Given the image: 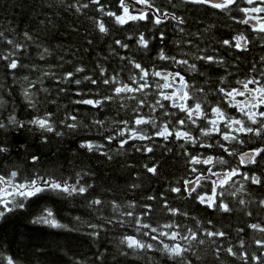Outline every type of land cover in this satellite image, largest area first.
Returning a JSON list of instances; mask_svg holds the SVG:
<instances>
[{
  "label": "trees",
  "instance_id": "obj_1",
  "mask_svg": "<svg viewBox=\"0 0 264 264\" xmlns=\"http://www.w3.org/2000/svg\"><path fill=\"white\" fill-rule=\"evenodd\" d=\"M129 2L133 3V0ZM150 2L154 6L152 9L134 3L129 9L132 15H139L138 10L143 8L147 19L120 25L114 17L105 15L106 12L123 14L119 0H100L103 12L99 10L100 5L90 0H0V32H3V37H0V121L6 125L0 129V144L8 148L7 153H0V175L17 171V179H20L39 173L67 179L68 183L74 184L79 174L80 185L88 188L84 194L70 196L56 191L40 193L28 199L22 208L0 217V253L11 257L15 264H177L158 250L162 244L150 238L155 233L144 236L143 232L148 229L137 231L135 220L144 212V204L152 205L153 211L145 219L154 226L174 220L195 228L199 220L203 228L228 233L227 239L217 240L215 244L206 236L201 237L206 243L197 246L201 256L198 260L192 257L193 264H244L241 259L223 251L216 259L213 250L217 244H223L225 248L232 244L236 251H246L249 256L259 255L262 251L253 241L264 238V233L254 231L248 225L258 223L264 227V208L259 205V201L264 199V184H252L240 175L234 177L239 183L229 188V193L239 188L241 183L244 191L237 192L235 196L226 193L223 197L233 208L230 213L206 208L183 192L184 179H194L195 175L203 173L209 179L201 181L202 187H198L197 192L210 194L211 181L217 177L211 176L208 169L223 172L236 167L239 160L238 156H230L216 145L217 135L201 137L199 129L191 124L187 126L191 134L213 147L185 143L174 137L164 140L154 135L156 129L151 126V121L154 120L161 128L171 122L169 127L175 130L180 127L176 121L184 118L178 109L168 106L170 102L164 101L161 91L155 88L156 83L165 81L149 76L152 88L122 94L100 107L74 103L76 100H96L111 95L112 89L119 85L103 84L102 81L108 77L117 76L120 82L132 86L129 76L137 70L129 59L150 72L181 73L193 86L191 94L204 100L206 105L221 102V96L216 91L219 87H239L236 80L259 76L264 67L261 61L264 57V33L237 22L246 18L238 9L250 7L243 0H237L236 5L224 10L213 8L210 4L183 3V0ZM83 4H88V7L81 8ZM77 8L80 10L77 11ZM156 9L160 10V14H175L184 23L167 18L156 25L152 22L157 15ZM99 23L105 25L106 33L99 31ZM181 28L183 32L179 31ZM141 34L149 42L147 48L137 43ZM239 35L246 38L247 50L223 44L224 40H229L234 45L233 38ZM117 40L128 47H120L115 43ZM161 49L168 56L196 64L197 71L191 72L186 65L159 59ZM201 55L212 56L223 63L194 58ZM10 60L17 62V68L8 67ZM253 66L255 72L251 71ZM77 68H83V71L77 72ZM101 68L106 70L103 76ZM68 73L73 74L71 78L67 77ZM86 76L97 83L85 80ZM221 79H225L224 84L220 83ZM75 80L81 83L76 84ZM175 86H179V81L175 82ZM198 88L204 91L199 92ZM133 95L137 99L129 98ZM157 99H161L164 108L158 105L152 107ZM139 100H145V104L138 108ZM121 103L126 107L121 108ZM223 106L230 115H239ZM137 109L140 116L150 120L139 127L152 139H129L121 148L120 140L126 139L127 133L124 137L117 136L118 130L125 128L120 121H131ZM165 112H175L176 115H164ZM46 114H51L53 132H45L27 123ZM10 116L22 122L23 127L11 123ZM70 116H75L76 120L67 119ZM95 121H103V124ZM197 123L202 124L203 121ZM67 124H76L77 127L69 128ZM56 132L62 135L58 136ZM113 136L117 138L107 139ZM241 139L244 144L224 143L238 153L264 147V137L241 136ZM85 142L102 147L89 151L81 147ZM182 144L184 147H181ZM143 145L151 146L153 151L146 152ZM137 148L141 150L137 151ZM189 155L201 159L207 156H212L214 160L223 158L228 163L190 165ZM32 156L39 157L35 164L31 162ZM257 160L258 164L243 165L239 170L250 176L257 175L264 182V160L260 157ZM145 165L155 166L157 174L149 173ZM191 167H197L198 173H192ZM177 186L181 187V193L170 191ZM195 195L193 193V197ZM148 196L156 199L147 200ZM95 199L101 203L92 204ZM239 199H244L246 204L240 205ZM165 201L171 207L187 212L189 218L169 215L164 208ZM130 204L136 207L129 208ZM49 209L65 227L52 228L33 222ZM128 211H133L134 216L126 215ZM248 212L252 215H247ZM208 221L212 222L211 225ZM241 228L244 232L238 233L237 229ZM125 236H132L154 247L134 251L126 243H121ZM241 238L245 241L243 250L239 247ZM160 239L170 245L173 243L163 237ZM0 264H7V260L0 261Z\"/></svg>",
  "mask_w": 264,
  "mask_h": 264
},
{
  "label": "snow or ice",
  "instance_id": "obj_2",
  "mask_svg": "<svg viewBox=\"0 0 264 264\" xmlns=\"http://www.w3.org/2000/svg\"><path fill=\"white\" fill-rule=\"evenodd\" d=\"M91 3L100 5V0H90ZM171 2V0H169ZM244 3L250 7L244 8L240 7L238 10L244 13L246 18L240 19L238 23L249 25L253 28L254 31L259 33H264V0H243ZM134 4L144 5L148 9H152L154 6L150 0H133ZM133 3H130L129 0H119V4L122 8L123 14L116 15L114 12H106L105 15L115 18V22L120 25H124L128 21L136 20H145L147 15L145 14L143 8L139 9V15H132L129 11L133 7ZM183 3L191 4H210L211 7L217 9H230L231 6L237 4V0H183ZM81 8H87L88 4H83ZM80 8H77L79 11ZM100 11H104L103 6L100 5ZM157 15L153 18L152 22L156 25H159L163 22L164 19L171 18L172 20L177 21V23H184L181 17L176 16L175 14L164 12L160 14V10L156 9ZM256 14V15H251ZM250 21H255L254 24H250ZM99 31L101 33H106L107 29L103 23L98 25ZM179 31L183 32L181 28ZM25 36L28 39H31L27 33ZM0 37H3V32H0ZM160 38L163 40V33H161ZM235 44L233 45L229 40H224L223 44L229 47H235L241 50H247V40L244 36L239 35L233 38ZM243 41V43H241ZM12 43V41H8ZM120 47L127 48V44H122L121 41L117 40L115 42ZM137 43L144 47H148V40L145 39L144 35L141 34ZM16 47H19L17 45ZM197 60H204L209 63H223V61H216L212 56H195ZM125 59V57H121ZM159 59L161 60H171L175 65H186L187 70L191 72L197 71L196 64H190L186 59H177L176 56H168L165 54V51L161 49L159 53ZM261 61L264 62V57H261ZM129 63L137 70L134 75L129 76L132 86L128 84H123L117 78V76H112L105 78L102 82L105 85L117 84L119 86L112 89V94L104 96L102 99H81L76 100V104L91 105L93 107H100L104 102L112 101L115 97H120L122 94L126 93H137L142 92L145 89L152 88L153 84L149 82V76L160 78L165 81L164 83H156L155 88L161 91V97L164 101H169V107L178 109L179 112L184 114V118H181L176 121V124L179 125V128L173 130L169 127V123L164 124L161 128L155 121H151V126L156 129L154 133L155 136L162 137L164 140H168L169 137H174L177 140H183L185 143L200 144L201 147H213L212 144L201 142L198 138L194 137L191 134V131L188 130L187 126L191 124L199 129L200 136H212L213 134L217 135L219 139L216 141V145L223 149L230 156H238L239 163L236 167H231L226 171H212L211 168L208 169V172L211 176H216V180L211 181L210 194L197 192L198 187H202L201 181L208 180L209 176L203 173L195 175L194 179H184L183 180V192L186 193L187 197H192L201 205H204L206 208L213 209L217 212L230 213L233 211V208L229 206L227 202L224 201L223 197L226 193L233 196L237 192L244 191V185L241 183L239 188H236L235 191L229 193V188L233 187L235 184L239 183L234 179L237 175H240L243 180H248L252 184L261 185L264 184L261 178L257 175H249L247 172L241 173L240 166L247 164H258L259 161L257 157H260L261 160H264V147H257L250 149L247 152L238 153L233 149L226 146L224 142L228 143H239L244 144L245 141L241 139V136H255V137H264V67L261 68L259 76H249L243 80H236V84L239 87H219L216 91L221 96V102L215 105H206L205 101L198 99L191 94V88L193 87L185 80V77L179 72H160L154 71L150 72L148 69L142 67L140 63H137L129 59ZM8 67L11 69L17 68V62L15 60H10ZM77 72L83 71V68H77ZM105 69L101 68V75L105 73ZM252 72H255V66H253ZM73 74L68 73L67 77L71 78ZM171 77V80L169 79ZM85 80L91 81L92 84H96L97 81L92 79L90 76L84 77ZM142 81V83H141ZM179 81V86H175V82ZM76 84H80V80H75ZM221 84L225 83V79H221ZM251 86V87H250ZM171 91H162L169 90ZM199 92H203L204 89H196ZM27 94V93H26ZM79 95V93H77ZM130 99H137L135 95L130 96ZM145 100L138 101V108L144 106ZM164 108L165 106L161 103V99H157L155 104L152 105L153 108L156 106ZM235 110L239 115L234 116L230 115L225 107ZM34 107V105H33ZM120 107H126L123 103L120 104ZM135 116L131 121H120L121 124L125 126L124 129H120L117 132V136L124 137L127 133V138L120 140V147L123 148L125 144L128 143L129 139H152L144 133L143 129L139 126L148 124L149 119H146L143 116L139 115L138 109L134 110ZM50 115L46 114L45 117H36L33 120L28 121L27 123L32 124L40 128L45 132H53L54 126L50 122ZM164 115H176L175 112L168 113L165 112ZM67 119L73 121L76 120L75 116H70ZM9 120L11 123L16 124L18 127H23V123L15 119L14 116H10ZM198 121H203L202 124L197 123ZM97 124H103V121H95ZM222 125V127H221ZM69 128L77 127L76 124H67ZM6 125L3 121H0V129L5 128ZM184 129V130H181ZM56 135H62L60 132H56ZM117 137H108L109 141L116 139ZM82 148H87L89 151L99 150L102 145L93 144L92 142H85L81 144ZM143 150L146 152H152L153 149L151 146L143 145ZM181 147H184L182 144ZM141 148H137V151H140ZM8 148L0 144V153H7ZM106 154V153H103ZM186 155L187 152L185 153ZM39 160L38 156H32L31 162L35 164ZM188 163L190 165H215L227 164L228 161L223 158H214L212 156H207L201 159L199 156L189 155ZM147 171L152 174H157V168L155 166L148 167L145 165ZM190 171L192 173H198L197 167H191ZM19 173L17 171H11L6 175H0V217H3L8 212L14 211L16 208H22L24 203L32 198L37 196L40 193L47 191H56L63 192L69 196L74 193L84 194L88 188L80 185L79 174H77V180L74 184L68 183L67 179L60 180L53 178L47 175H40L36 173L31 176H22L20 179H17ZM90 187V186H89ZM135 187V185H133ZM221 189L222 191H218ZM173 193H181V187H172L170 189ZM195 193V197H193ZM156 197L148 196L147 200H155ZM92 204H100L99 199L91 201ZM238 203L240 205H245L246 201L244 199H239ZM260 207L264 208V199L259 201ZM136 205L130 204L129 208H135ZM144 212L136 217L137 231L141 229H148V231L143 232L144 236H149L152 240L158 241L162 244V247L158 249L168 255L170 259H173L177 264H193L192 257H195L197 260L200 259L201 253L197 250L198 245H204L206 243L205 239L201 238L206 236L208 241L216 243L217 240H223L228 238V233L221 231L219 229L210 230L209 228L201 227V222L197 220L196 227H190L186 224H181L176 221H166L163 224L157 223L155 226L146 221V217L153 211L151 204L142 205ZM164 208L167 209L169 215L183 216L189 218L187 212H183L178 208L171 207L167 201L164 203ZM128 216H134L133 211H128L125 213ZM247 215L251 216L252 213L248 212ZM192 219H195L194 217ZM34 223H43L52 228H61L65 227L61 225L53 216L52 211L46 210L45 215L38 217L33 221ZM211 221H208V224L211 225ZM92 227H96L92 225ZM254 231L264 233V227L258 223H251L248 225ZM238 233L244 232V229H237ZM163 237L167 240H171L173 243L170 245L165 243L160 238ZM254 244L261 249L259 255L253 254L248 255L246 251H236L235 246L229 244L228 247H224L223 244H217L216 248L213 250L216 259L220 258V253L223 251L229 256L236 257L241 259L244 264H249V262H254V264H261V261H264V238L255 239ZM122 244L127 245L129 249L135 250H144L152 249L154 246L150 243H145L140 241L132 236H125L121 240ZM240 249L245 248V241L243 238L239 240ZM7 260V264H15V261L11 257H5L3 253H0V261Z\"/></svg>",
  "mask_w": 264,
  "mask_h": 264
},
{
  "label": "water",
  "instance_id": "obj_3",
  "mask_svg": "<svg viewBox=\"0 0 264 264\" xmlns=\"http://www.w3.org/2000/svg\"><path fill=\"white\" fill-rule=\"evenodd\" d=\"M134 6V5H133ZM255 23V21H250V24H254ZM247 165H250V164H247Z\"/></svg>",
  "mask_w": 264,
  "mask_h": 264
},
{
  "label": "rangeland",
  "instance_id": "obj_4",
  "mask_svg": "<svg viewBox=\"0 0 264 264\" xmlns=\"http://www.w3.org/2000/svg\"><path fill=\"white\" fill-rule=\"evenodd\" d=\"M251 15H256V14H251Z\"/></svg>",
  "mask_w": 264,
  "mask_h": 264
}]
</instances>
